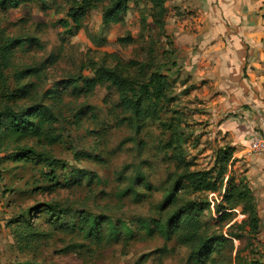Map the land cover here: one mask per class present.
<instances>
[{"label":"rangeland","instance_id":"1","mask_svg":"<svg viewBox=\"0 0 264 264\" xmlns=\"http://www.w3.org/2000/svg\"><path fill=\"white\" fill-rule=\"evenodd\" d=\"M1 1L0 27L11 36L34 39L15 48V67L42 66L43 70L23 80L33 84L25 96L9 101L0 91V108L8 102L17 108L38 101L52 104L48 91L58 81L91 74L92 61L115 65L109 52L118 53L125 61L139 62L131 68L134 74L142 75L140 65H145V76L156 70L167 73L171 101L161 119H147L138 133L130 123L118 119L119 112L114 106L119 98L116 91L100 85L94 92L78 96L69 90L55 106L60 141L52 144L27 137L19 142H6L8 145L0 150V264H198L191 256L192 248L165 236L156 222L163 223L176 208L171 204L164 208L160 205L173 183L180 179L179 175L188 169L212 166L215 152L222 146L218 138L212 137L209 124L203 125L206 119H211V107L203 99L198 100L200 96L188 97H192V93H185L189 89L181 88L187 75L175 58L177 49L167 25L176 15L184 13L178 10L169 15V6H165L159 27L147 0H127L121 20L106 27L102 10L114 0H100L78 30L75 28L76 32L70 34L60 19L66 17L71 0H8L5 6ZM120 37L126 41L118 40ZM101 39L106 40L100 44ZM5 72L10 90L14 89L17 85L13 68ZM170 137L177 147L165 150L164 142ZM24 146L33 150L28 157L17 156ZM86 153L98 155L102 160L88 158ZM179 153L183 162L177 159ZM46 157L60 162L54 168L60 181L56 185L52 183L54 179L48 178L51 174ZM237 160L233 156L224 177L228 184L231 178L236 183L242 177L243 168ZM73 168L93 171L97 177L66 185L65 177ZM139 171L148 175L146 180L152 186L150 189L145 184L140 186L144 194L142 200L136 201L124 190ZM183 183L174 202L207 203L202 219L208 222L209 232L228 235L229 224L246 219L242 207L230 208L220 198L223 184L219 185L217 200L210 192L193 191ZM211 199L215 200L214 206ZM252 201L257 208L254 197ZM45 203L56 207V212L62 209L61 222H56L48 211H40ZM222 206L230 211V216L220 219L217 211ZM81 210L105 216L111 222L102 224L97 237H88L76 226L65 224H77ZM124 222L129 223L132 232L125 230ZM148 228L154 229V233L147 234ZM238 228L233 231L242 236L233 237L234 247L215 252L203 264H238L239 259L251 258L264 262V218H260L256 235L243 234Z\"/></svg>","mask_w":264,"mask_h":264},{"label":"trees","instance_id":"2","mask_svg":"<svg viewBox=\"0 0 264 264\" xmlns=\"http://www.w3.org/2000/svg\"><path fill=\"white\" fill-rule=\"evenodd\" d=\"M126 1L114 0L110 5L103 8L102 18L106 27L121 20V10L125 8ZM7 2L8 0L1 1L4 6ZM99 2L100 0H71L66 17L60 19L66 31L74 34L76 32L75 28L78 30L83 19L86 18L92 9L96 8ZM147 2L150 3L152 9L150 14L154 18L155 25L161 27L162 18L166 12V0H147ZM129 38L134 39L131 35H129ZM33 40L32 37L28 36H11L5 32L4 28L0 27V91L9 101L29 94L33 84L31 82L25 83L23 80L29 76L39 75L43 70L42 66H25L21 69L15 67V48ZM105 40L101 39L99 43L102 44ZM118 40L126 41V38L120 37ZM108 55L114 58L115 65L98 64L92 61L89 65L91 74L73 75L58 81L48 91L47 97L53 99L52 104L38 101L17 108L9 102L5 103L0 108V150L3 149L4 145H8L6 142H19L27 137H36L52 144L60 141L61 133L57 131L59 119L55 106L63 101L64 93L69 92V90L78 96L90 94L100 85L106 86L110 91H116L119 94V98L114 106L119 112L118 116L120 118L118 117V119L130 123L138 133L145 127L147 119H161L162 112L171 101L168 94L170 88L168 74L156 70L145 76L143 75L146 69L144 68L145 65H140L139 71L142 75L134 74L131 68L133 65H139V62L132 59L125 61L116 52H109ZM8 68H13L12 74L17 85L11 90L8 84V76L5 72ZM163 147L166 150L177 146L172 137H170L168 141L164 142ZM32 150V148L24 146L20 150L21 153L17 154V156L28 157V153ZM235 151L236 148L230 144L220 146L215 152L212 166L203 169L185 170L179 175L180 179L173 183V188L171 187V191L165 196V201L160 205V208H164L166 205L171 204L176 205V208L170 211L163 223L160 220H156V222H159L158 229L168 238L176 239L179 243L190 246L192 248L191 256L198 264L205 263L217 251L234 247L233 237L240 238L242 236L241 233L233 231L234 227H239L238 230L241 229L243 234L248 233L251 236L256 235L260 230V217L256 204L252 201L254 193L243 175L239 182L235 183L232 178L229 184L227 181V189L223 195L225 203L231 205L230 208L240 206L243 213L247 215L246 219H242L240 223L229 224L228 235L224 233L217 234L214 231L209 232L208 222L202 219V212L208 207L207 203L198 200H188L180 204L174 202L177 191L181 188V185L184 186L183 182H185L186 187H190L193 191H217L219 185L223 184L225 180L224 177L228 173ZM30 156L34 158L33 155ZM85 156L102 160L100 156L92 155L91 153H86ZM177 159L181 162L184 161L180 153L177 155ZM45 160L48 162L47 166L50 167L48 172L51 175L48 178L54 179L52 183L56 185L60 181L54 173V168L60 162L58 159L50 157H46ZM68 173L69 176L65 177L64 184L66 185L81 184L85 178L91 181L97 177L95 172L86 169L73 168ZM147 177L148 175L144 171H139L134 181L126 186L124 192L132 196L136 201L142 200L141 196L144 193L140 191L139 187L145 184V187L150 189L152 186L150 181L146 180ZM43 209L54 216L56 222H61L62 209L56 212L58 209L50 203H45L44 207L40 208V211ZM217 212L220 219L230 216V211L224 206L218 208ZM79 214L80 218L77 224L76 222L65 224L66 226H76V228L85 232L88 237H97L102 224L105 221L111 222L105 216L91 211L81 210ZM123 225H125L126 231L132 232V227L129 223L126 224L124 222ZM113 232V229H111V233ZM146 233L152 234L154 229L148 228ZM238 264H264V262L257 258H251L239 259Z\"/></svg>","mask_w":264,"mask_h":264},{"label":"crops","instance_id":"3","mask_svg":"<svg viewBox=\"0 0 264 264\" xmlns=\"http://www.w3.org/2000/svg\"><path fill=\"white\" fill-rule=\"evenodd\" d=\"M165 6L169 15L184 13L167 25L187 75L181 88L211 107L203 125L222 146L236 148L264 218V152H249L251 134L264 135V0H166Z\"/></svg>","mask_w":264,"mask_h":264},{"label":"built area","instance_id":"4","mask_svg":"<svg viewBox=\"0 0 264 264\" xmlns=\"http://www.w3.org/2000/svg\"><path fill=\"white\" fill-rule=\"evenodd\" d=\"M249 152L253 154H261L264 152V135L259 132H253L250 137V146H249ZM227 189V180L225 179L223 182V188L221 193H219L220 198H223V195L225 194ZM219 191H211V196L215 195L216 199H218V193ZM215 200L211 199V205L214 206Z\"/></svg>","mask_w":264,"mask_h":264}]
</instances>
